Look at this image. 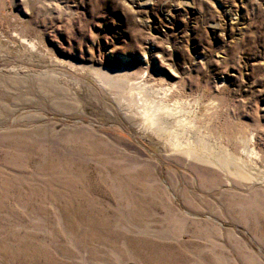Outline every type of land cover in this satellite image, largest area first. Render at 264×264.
<instances>
[{"label":"rangeland","instance_id":"rangeland-1","mask_svg":"<svg viewBox=\"0 0 264 264\" xmlns=\"http://www.w3.org/2000/svg\"><path fill=\"white\" fill-rule=\"evenodd\" d=\"M0 264H264V0H0Z\"/></svg>","mask_w":264,"mask_h":264},{"label":"bare ground","instance_id":"bare-ground-1","mask_svg":"<svg viewBox=\"0 0 264 264\" xmlns=\"http://www.w3.org/2000/svg\"><path fill=\"white\" fill-rule=\"evenodd\" d=\"M10 44V43H9ZM32 49H33V47H32ZM32 51V50H31ZM34 51V50H33ZM32 51V52H33ZM31 52V53H32ZM60 62H63L62 60H59ZM140 92H142V91H140ZM140 92L138 93V96H140ZM142 98H144V100L142 99ZM139 100H142V103L144 104V103H148V98L146 97V94H143L142 95V97L140 98V99H138V101ZM141 103V104H142ZM149 108H151V106L150 107H147L146 105H145V107L143 108V110L142 111H140L141 113V117L140 118H142V120H143V123H142V128L144 127V129L145 130H147L148 128H150L149 126H155V124L157 123V122H159L158 121V119H157V114H156V112H152V110H150ZM153 109V108H152ZM158 110V109H157ZM159 112V111H158ZM136 128H138V127H136ZM156 128V127H155ZM173 130V129H172ZM174 130H175V128H174ZM176 132V131H175ZM178 132H180V131H178ZM174 135H176V134H174ZM181 135V134H180ZM174 138V140L170 143V147H171V149H176V150H182V151H184L185 152V150H187L186 152H188V153H191L190 151H189V149H187V147L190 145V142H187V143H183V141H180V138H178L177 136H173ZM170 140H172V139H170ZM190 141V140H189ZM201 142V141H200ZM203 142V141H202ZM190 148V147H189ZM213 150V149H212ZM207 151V150H206ZM204 152H205V150H204ZM190 156V155H189ZM227 156V155H226ZM228 159V158H227ZM217 165H218V163H217ZM255 169V168H254Z\"/></svg>","mask_w":264,"mask_h":264}]
</instances>
